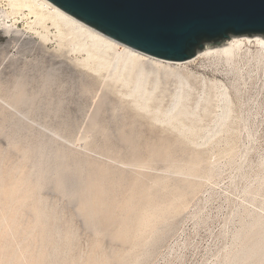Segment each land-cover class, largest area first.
Returning a JSON list of instances; mask_svg holds the SVG:
<instances>
[{
    "label": "rangeland",
    "instance_id": "374dc122",
    "mask_svg": "<svg viewBox=\"0 0 264 264\" xmlns=\"http://www.w3.org/2000/svg\"><path fill=\"white\" fill-rule=\"evenodd\" d=\"M6 9V1L0 0V77L9 87L19 78L24 79L27 93L34 95V104L27 102L16 108L0 94V264H49V260L50 264H55L61 263V256L69 257L74 252L80 256L83 251L84 264H107L101 249L122 244L114 242V236L139 230L135 228L136 224L123 228L129 216L134 214L135 198L139 197L138 182L132 183L137 179L130 178L132 190L116 185L111 193V206L104 212L98 211L102 221L98 229L105 232L101 235L100 230L88 228L84 217L75 213L76 201L67 196L74 183L65 187V193L59 188L58 177L89 172L94 176V194L99 197L103 185L101 170L112 168L108 170L110 176L106 182L110 187L117 179L116 169L130 171L137 168L120 161L135 145L144 156L152 152L168 155L169 161L156 158L143 170L151 175L168 176L163 182L166 189L170 188L169 195L172 192L171 195L189 199L188 208L179 217V228L154 250L145 264H221L219 255L230 246L233 234L243 222L246 226L260 222L259 219L264 222V58L256 56L260 48L257 44L251 45L252 55L241 54L232 64L219 55L185 64L201 77L222 81L231 94L233 110L227 120L228 129L211 131L204 143H189L176 130L151 123L147 117H136L133 121L128 107L114 113L120 96L106 88L96 120L107 130L100 132L91 125L88 133L83 134L91 123V115L96 112L103 88L96 85L91 93L85 92L91 73L78 65L71 55L60 51L54 37L43 42L18 16L14 25L15 18L7 16ZM217 41L201 46L198 52L219 43ZM204 91L209 92V102L203 100ZM220 99L199 83L195 85L185 120L196 124V137L202 135L207 126L216 123V114L222 110L217 106L223 104ZM198 100L200 104L197 105ZM168 103L166 96L162 105L165 107ZM20 122L22 126L18 129ZM190 160L200 163H194L191 175L176 173ZM172 177H183L200 184L199 193L190 197L186 192H178L180 189ZM3 187L6 194L2 192ZM145 188L143 191L147 196ZM174 188L176 192L173 193ZM158 190L157 195L161 198L163 191ZM42 199L52 207L42 208ZM116 208L120 211L115 212ZM71 214L79 236L76 243L72 241L70 252L65 247L66 236L61 238L63 228H57L55 220ZM46 216H49L48 222ZM104 226L108 228L104 229ZM257 228L260 226L255 225L252 230ZM96 238L100 240L95 241ZM256 239L257 235L247 241L245 263L241 258L240 264H264V250L257 249ZM90 241L94 242L93 246ZM237 248L241 249V246ZM129 253V258L133 255L135 259L137 253ZM83 260L78 264H83ZM110 264L118 263L110 259Z\"/></svg>",
    "mask_w": 264,
    "mask_h": 264
},
{
    "label": "bare ground",
    "instance_id": "6f19581e",
    "mask_svg": "<svg viewBox=\"0 0 264 264\" xmlns=\"http://www.w3.org/2000/svg\"><path fill=\"white\" fill-rule=\"evenodd\" d=\"M5 1L7 5L6 14L7 16H13L15 18L14 25L17 21L16 16H18V18L26 21L28 28L32 32L35 31L43 42L50 41L51 37H54L57 48L60 51L71 55L73 60H75L78 65L82 66L91 73L90 81L84 88L85 92L91 93L96 85H100L103 88L102 96L97 103L96 112L91 115V123L86 126L83 134L88 133V128L91 125L96 126L97 130L100 132L107 130L105 126H100L96 120L99 112L97 109L100 101L106 96V90L104 91L106 88L110 89V92L120 96L119 103L114 106V113L128 107L131 111L130 117L133 121H136V117H147L151 123L157 122L167 128L176 130L182 135V137L186 138L189 143L191 142L193 144L200 145L201 143H204L205 140L209 139L211 131L216 129L217 132H221L228 129L229 124L227 123V120L233 110L231 94L227 86L223 84L222 81L201 77L194 71L185 67V64L192 63L202 57H211L216 55L224 57L228 63L232 64L234 58H239L241 54L252 55V51L250 49L252 43L257 44L260 47L256 56L260 59L264 58V36L262 35L232 36L224 41H217L219 43L207 46L203 50L199 51L195 57L192 56L193 58L189 57L185 60L161 58L142 51L98 29L97 27L63 9L51 0ZM245 46L247 47L246 50L243 49ZM197 83H199L204 89L213 92L215 97H221L220 100L223 101L222 105L217 104V106L222 107V110L220 109L221 112H217L216 114V123L210 125L209 128L207 126V128H205L206 131H204L199 137H196L197 133L195 135L194 132L196 124L187 123L185 120L188 119L185 117V115L189 112L188 100L190 99L191 92ZM26 86L27 83L22 78H19L12 87L6 86L4 80L0 77V94L3 95V99L5 101L16 108L27 102L34 104V99L32 100L34 95L31 96L27 93ZM166 96L169 97V103L164 107L162 102ZM208 96H210L209 92H205L203 100L207 101ZM124 103H127L128 106H125ZM196 104H200V101H196ZM204 108L207 109L208 107L206 108L205 106ZM17 126L19 129L22 126V123H18ZM70 128L71 127L68 125L67 129L69 130ZM0 129L2 130L1 126ZM175 147L177 146L175 145ZM167 156H164V154L161 156L159 154H155L154 152L148 156L141 155L135 145L131 149L129 155H124L120 161L123 164L134 165V167L137 168L130 171L124 168L116 169L118 175L115 177L117 179L110 187H107L106 182L110 176L108 170L112 168L109 167L101 170L99 173L103 185L101 187L100 195H98L99 197H96L94 194V176H91L89 172H80L73 176L69 174H62L58 177L59 188L64 192L65 187H68L71 182L74 183L72 191L67 194V196L76 201L75 213L84 217V221L88 228L94 230V227H96V231L98 227L102 226V221L98 217V211L100 212L101 209V211L104 212L108 206H111V193L113 188L116 185H124L126 188H130V178L133 177L135 180L137 179V181H132V183H139H137L140 189L139 197L135 198V196H133V198H135L133 206L134 214L129 216L126 220V225L123 228H131L132 224H136L135 228H139V230L137 229L138 231L135 230L134 232L132 230H128L124 233H120L119 235L113 237V241L122 244L119 246L112 245L109 249H101L102 254L107 259V264H110V259H115L118 264H132L137 257L139 259L136 260L134 264H145L153 255L154 250L161 243H163L173 231H175V228H179V217L188 208L189 199L178 197L174 194L171 195L172 192L169 195L168 190L170 188L167 187L166 189V183L164 184L163 182L164 178H169L168 176L151 175L143 170L148 167L150 163L155 161L156 158L169 161ZM194 163L197 165L200 164L199 162L190 160L189 163L184 166H180L176 173L186 176L191 175V171L194 169L193 166L195 167ZM172 179L177 183V186H175L180 189L177 190L178 192H186L191 197L197 195L200 191V184L195 183L193 180L183 177H172ZM181 183H184V185ZM185 185L188 187H185ZM144 187L148 190L147 196L144 195ZM175 188L173 189V193ZM158 189H162L163 191L161 198L157 195L158 191H160ZM2 192L6 194L5 187H3ZM130 194L132 195V192ZM120 200L119 202L122 201ZM25 202L28 201L26 200ZM41 203L42 208L52 207L49 203H47L46 199H42ZM127 205L129 206L131 204L127 203ZM116 210L120 211V209L116 208L115 212ZM74 219V215L71 214V216L64 215L60 219L57 217L55 220L57 228H63L60 232L61 238L64 235L66 236L67 243L65 247L70 252L73 250V243L78 241L79 236L76 229L78 227L75 225ZM112 219L117 221L115 218ZM48 220L49 216H46V221L48 222ZM59 220L60 223H58ZM119 220L116 223H119ZM259 221L260 222L255 221L253 222L254 225L248 226H246L247 223H242L241 228L233 234L230 246L226 248L222 255H219L221 264H240L241 258L242 263H245L243 262L244 258H246L245 245L247 241L252 240L256 235L257 239L255 241L257 249L264 250V222L260 219ZM105 222L103 221L104 224ZM106 225H108V223ZM255 225H259L260 228L253 231L252 228H254ZM115 227L117 228V226ZM103 228L106 229L108 227L104 226ZM98 230L101 232V228ZM110 230L112 229L110 228ZM101 233V235H103L105 232ZM98 236H100V234ZM90 237L89 240L92 238ZM98 239L96 238L94 240L96 241ZM56 245L57 242H55V247ZM239 246H241V249L237 248ZM98 247L96 246L97 249L100 248ZM126 252L134 254L137 253L136 256L134 255L135 259L133 258V255L132 259H130V253L126 255ZM90 254L88 253L89 256ZM84 255L85 252L83 251L80 256H77L76 252L71 254L69 257L61 256L59 258L61 263L56 262L55 264H78L80 260L85 258ZM257 255L259 256V254ZM91 258L92 256L90 259Z\"/></svg>",
    "mask_w": 264,
    "mask_h": 264
},
{
    "label": "water",
    "instance_id": "95a60500",
    "mask_svg": "<svg viewBox=\"0 0 264 264\" xmlns=\"http://www.w3.org/2000/svg\"><path fill=\"white\" fill-rule=\"evenodd\" d=\"M152 55L185 60L207 43L264 36V0H51Z\"/></svg>",
    "mask_w": 264,
    "mask_h": 264
}]
</instances>
